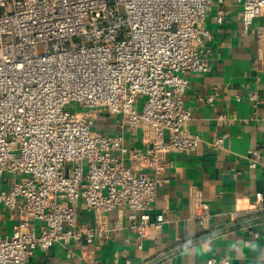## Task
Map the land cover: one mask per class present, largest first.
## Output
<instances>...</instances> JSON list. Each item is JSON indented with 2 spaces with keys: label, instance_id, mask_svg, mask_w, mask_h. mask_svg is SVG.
<instances>
[{
  "label": "built area",
  "instance_id": "obj_1",
  "mask_svg": "<svg viewBox=\"0 0 264 264\" xmlns=\"http://www.w3.org/2000/svg\"><path fill=\"white\" fill-rule=\"evenodd\" d=\"M233 1L244 32L260 19L255 34L264 44V0ZM212 3L0 0V209L17 217L10 234L0 231V264H27L35 249L55 243L65 249L63 264H76L71 241L90 243L102 232L78 223L79 205L93 213L127 210L140 240L161 229L163 213L153 220L148 213L165 167L160 157L192 151L201 140L186 130L182 94L185 73L210 69L199 47ZM214 19L222 22V10ZM70 104L89 112H72ZM95 111L142 128L146 148L129 149L120 133L92 131ZM227 136L211 147L222 148ZM124 156L149 170L125 165ZM245 156L254 169L260 149ZM206 264L231 263L209 257Z\"/></svg>",
  "mask_w": 264,
  "mask_h": 264
},
{
  "label": "crops",
  "instance_id": "obj_2",
  "mask_svg": "<svg viewBox=\"0 0 264 264\" xmlns=\"http://www.w3.org/2000/svg\"><path fill=\"white\" fill-rule=\"evenodd\" d=\"M217 10L223 12L221 23L214 19ZM259 25L256 18L244 32L240 7L233 0H213L203 21L208 35L199 47L210 69L185 73L182 94L190 115L186 130L201 140L192 151L160 157L165 167L148 213L150 220L163 213L161 229L140 240L126 218L127 210L93 213L79 205L78 223L101 227L102 232L90 243L71 241L74 263L206 264L209 257H227L231 264H264V218L225 229L264 217V44L256 39ZM95 122L99 133L122 134L129 149L147 146L143 129L129 128L119 115L104 113ZM223 133L228 135L223 147L213 149L211 141ZM254 147L260 149V161L249 169L245 155ZM123 163L149 170L127 156ZM255 193L262 195L258 202ZM202 203L207 210L201 209ZM198 216H204L203 226ZM16 220V213L0 209L2 233L10 234ZM65 254L55 243L35 249L27 264H63Z\"/></svg>",
  "mask_w": 264,
  "mask_h": 264
},
{
  "label": "rangeland",
  "instance_id": "obj_3",
  "mask_svg": "<svg viewBox=\"0 0 264 264\" xmlns=\"http://www.w3.org/2000/svg\"><path fill=\"white\" fill-rule=\"evenodd\" d=\"M37 50H38V52H41V51H42V46L39 45V46L37 47ZM68 108L71 109L72 112H89V109L84 108V107L79 106V105H75V104H70V105L68 106ZM91 114H92V113H91ZM94 114H95V116H96V121H97V120L99 119L100 115H101V114H104V113H103V112L101 113V112H96V111H95ZM91 128H92V131H95V132L100 131V129H99V127H98V124H96V122L93 124V126H92ZM11 176H12V175H11ZM11 176H10V177H11ZM11 178L14 179V176H12Z\"/></svg>",
  "mask_w": 264,
  "mask_h": 264
},
{
  "label": "water",
  "instance_id": "obj_4",
  "mask_svg": "<svg viewBox=\"0 0 264 264\" xmlns=\"http://www.w3.org/2000/svg\"><path fill=\"white\" fill-rule=\"evenodd\" d=\"M261 218H264V217H257V218H254V219H249V220H247V221L236 222V223H233V224H231V225L225 227V229H228V228H234V227H238V226H241V225H245V224H248V223H250V222H253V221L257 220V219H261ZM219 231H220V230H219ZM219 231H217V232H219ZM210 234H212V233H210Z\"/></svg>",
  "mask_w": 264,
  "mask_h": 264
}]
</instances>
